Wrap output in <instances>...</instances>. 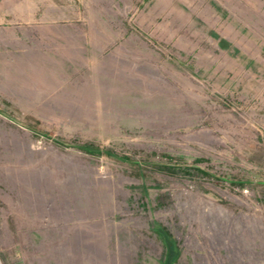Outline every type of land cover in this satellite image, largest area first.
Returning a JSON list of instances; mask_svg holds the SVG:
<instances>
[{
	"label": "rangeland",
	"instance_id": "374dc122",
	"mask_svg": "<svg viewBox=\"0 0 264 264\" xmlns=\"http://www.w3.org/2000/svg\"><path fill=\"white\" fill-rule=\"evenodd\" d=\"M0 264H264V0H0Z\"/></svg>",
	"mask_w": 264,
	"mask_h": 264
}]
</instances>
